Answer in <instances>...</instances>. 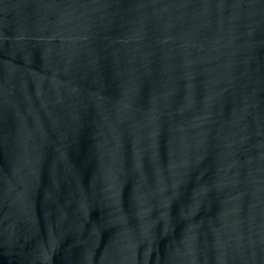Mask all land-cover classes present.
Listing matches in <instances>:
<instances>
[{
  "label": "water",
  "instance_id": "water-1",
  "mask_svg": "<svg viewBox=\"0 0 264 264\" xmlns=\"http://www.w3.org/2000/svg\"><path fill=\"white\" fill-rule=\"evenodd\" d=\"M0 264H264V0H0Z\"/></svg>",
  "mask_w": 264,
  "mask_h": 264
}]
</instances>
